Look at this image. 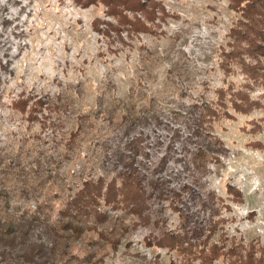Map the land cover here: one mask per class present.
<instances>
[{"label":"rangeland","instance_id":"374dc122","mask_svg":"<svg viewBox=\"0 0 264 264\" xmlns=\"http://www.w3.org/2000/svg\"><path fill=\"white\" fill-rule=\"evenodd\" d=\"M154 2L151 34L131 38L112 30L101 5L0 0L2 164L39 153L44 168L55 160L65 178L55 207L82 180L137 177L140 215L101 206L108 220L73 243L67 264L85 256L89 264H186L165 245L184 232L200 247L234 239L264 249V57L238 63L229 54L239 12L228 0ZM55 102L63 113L49 111ZM79 123L88 133L69 155L63 142ZM2 168L0 219H28L27 192L43 191L54 172L17 178ZM101 226L112 245L98 237ZM37 228L16 233L14 248L0 242V264H45L34 258L37 246L27 256Z\"/></svg>","mask_w":264,"mask_h":264},{"label":"trees","instance_id":"16d2710c","mask_svg":"<svg viewBox=\"0 0 264 264\" xmlns=\"http://www.w3.org/2000/svg\"><path fill=\"white\" fill-rule=\"evenodd\" d=\"M77 6L81 8H87L89 6L101 5L106 9L107 15L111 16L117 26H113L112 30L118 33L119 29L128 33L127 36L131 38L135 37L139 33H150L152 23L158 19L155 18L156 5L154 0H73ZM233 10L239 12L238 22L232 29L233 39V59L238 63H244L243 57L255 58L257 56L264 57V0H228ZM157 13L164 15L162 9H158ZM99 32V30H98ZM151 34V33H150ZM246 102L255 106V103L251 102L247 98ZM36 104V103H35ZM34 104V106H35ZM61 103L55 102V104H49V111L61 112L65 107L60 105ZM16 107L21 112L25 111L26 103L21 101V105L16 104ZM39 110V109H37ZM71 110V107L69 108ZM36 111V110H35ZM218 111V110H217ZM34 112V111H33ZM33 112H30L32 114ZM212 113V112H211ZM209 113V114H211ZM217 118V116H216ZM82 117L79 118L81 120ZM88 123V122H87ZM87 123H79V129L74 136L68 135V138L64 140V151L70 152L71 147L77 142V138L80 135L88 133ZM89 124V123H88ZM85 127H82V126ZM16 157V158H15ZM12 160L5 161L0 166L10 170V173L17 175V178L26 176L29 173L41 177L40 173L52 170L50 178H55V182L50 183L41 192L32 191L27 192V200L34 201V212L26 216L16 218H4L0 219V242H10L11 247L16 246L15 239L16 233L19 235L22 232L25 235H32L34 230L40 227V231L37 230L35 239H29L26 249L29 250L27 256H32V249L36 252V259H43L44 263L51 264H67L68 260L72 257L70 249H72L73 243L81 241L91 231L95 230L93 226L97 224L105 223L108 220L102 211L98 212L101 206L109 207L112 209L129 210L131 214H139V210L142 207L139 205L141 196L139 194V188L137 187V177L134 175H127L118 177L115 180L104 182L102 178H98L96 181L93 179L82 180L80 187L76 192L68 197L65 203L61 206H54L56 199L60 198V184H65L64 177H60L57 170H60V165L54 166L56 161H52L49 167H42L43 154L39 153V160H33V162L23 163L20 156L17 155ZM43 164V163H42ZM48 166V163L44 162ZM2 168V170H4ZM5 171V170H4ZM56 178L57 184H56ZM56 187L53 191L51 188ZM45 190V191H44ZM29 193V194H28ZM26 210H33L27 206ZM53 210H56L53 212ZM38 214L39 216H36ZM54 215V216H53ZM140 215V214H139ZM7 220V221H6ZM14 226H18L14 229ZM25 230H24V228ZM97 229V235L101 240L106 241L109 245L113 242L107 240V232L104 227ZM107 229V228H106ZM47 240L46 245L42 244L43 240L40 235ZM194 236L187 237L184 232L180 236L168 237L169 240L165 245L175 250L178 255H181L186 264L198 258L199 264H213L214 261L222 259V264H264V249L262 246L249 242L244 244L241 241H234L229 245H217L214 243L209 244L206 247L202 243V247L192 242ZM197 238V237H196ZM15 243H14V242ZM44 243V242H43ZM223 249V250H221ZM77 264H89L91 261L86 258L76 257Z\"/></svg>","mask_w":264,"mask_h":264}]
</instances>
